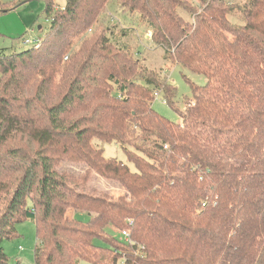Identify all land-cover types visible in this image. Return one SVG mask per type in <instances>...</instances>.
I'll return each instance as SVG.
<instances>
[{
    "label": "trees",
    "instance_id": "1",
    "mask_svg": "<svg viewBox=\"0 0 264 264\" xmlns=\"http://www.w3.org/2000/svg\"><path fill=\"white\" fill-rule=\"evenodd\" d=\"M42 2L43 37L0 50V264L26 219L34 264H264V0ZM114 3L165 60L204 76H183L182 110L120 42L128 29L114 35ZM154 91L178 122L154 110ZM107 143L126 163L104 158ZM92 174L124 194L90 186Z\"/></svg>",
    "mask_w": 264,
    "mask_h": 264
},
{
    "label": "rangeland",
    "instance_id": "2",
    "mask_svg": "<svg viewBox=\"0 0 264 264\" xmlns=\"http://www.w3.org/2000/svg\"><path fill=\"white\" fill-rule=\"evenodd\" d=\"M23 1L1 0L2 3L7 4L8 9L5 13H0V50L4 49V52L8 54L22 52L33 47L38 38L43 37L49 26L48 21L43 16L44 4L42 0H29L19 5ZM52 1L58 7H63L65 4V0ZM179 13L183 19L190 20L185 12L180 11ZM106 15L108 25L111 30H114L115 36L119 35L118 31L121 28L128 29L129 35L122 38L120 42L127 46L131 56L139 60L138 62L147 70L158 73L161 80H165L175 87L176 97L173 98V106L182 110L185 105L184 101L192 96L189 83L183 76L197 86H202L205 83L204 76L193 74L165 60L162 48L153 43L152 34L143 25L137 24L135 15L131 17L127 12L122 11L118 4L114 3L110 6ZM163 96L162 93L158 92V97L152 104L154 110L169 120L178 122V115L163 102ZM102 148L104 158H114L126 163L124 153L115 143L104 144ZM73 166L64 163L61 169L74 171L75 173L82 172V166ZM129 167L134 170L131 165ZM89 185L112 198L124 194V190L118 184L101 179L94 174L90 178ZM77 219L85 221L87 216L81 213L77 216ZM16 231L18 234L17 239L4 240L2 243V248L8 257L9 263L34 264L33 250L37 244L34 224L31 220L26 219L16 226ZM107 231L119 239V230L114 232L109 227Z\"/></svg>",
    "mask_w": 264,
    "mask_h": 264
},
{
    "label": "built area",
    "instance_id": "3",
    "mask_svg": "<svg viewBox=\"0 0 264 264\" xmlns=\"http://www.w3.org/2000/svg\"><path fill=\"white\" fill-rule=\"evenodd\" d=\"M153 96L154 98L156 99L158 97V91H154L153 92ZM164 102V101H163ZM120 235H121V238L124 240V241H127L129 236H128V233L126 231H121L120 232Z\"/></svg>",
    "mask_w": 264,
    "mask_h": 264
},
{
    "label": "water",
    "instance_id": "4",
    "mask_svg": "<svg viewBox=\"0 0 264 264\" xmlns=\"http://www.w3.org/2000/svg\"><path fill=\"white\" fill-rule=\"evenodd\" d=\"M29 0H24L23 2H22V4H24V3H26V2H28Z\"/></svg>",
    "mask_w": 264,
    "mask_h": 264
}]
</instances>
